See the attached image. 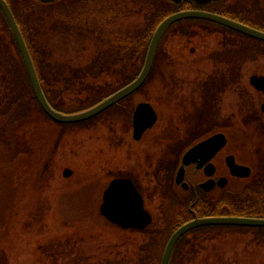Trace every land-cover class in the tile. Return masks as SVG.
<instances>
[{
    "label": "rangeland",
    "instance_id": "374dc122",
    "mask_svg": "<svg viewBox=\"0 0 264 264\" xmlns=\"http://www.w3.org/2000/svg\"><path fill=\"white\" fill-rule=\"evenodd\" d=\"M63 1L36 8L24 0L10 1L29 41H37L42 57L51 62L48 75L57 73L62 77L70 69L58 72L57 65L86 68L98 51L110 48L104 43L99 49L91 34L83 30L82 36L77 35L72 30L74 26L87 25L103 41L108 28L114 37L121 34L120 28H127L129 36H139L144 34L151 12L144 3L152 0H129V9L118 5L123 4L121 0ZM227 4L264 30V0H226ZM117 6L121 12L135 11L136 15H127L121 26L118 17L100 19L107 18L99 14L101 8ZM67 24L65 31L56 32ZM246 46L253 51L245 52ZM111 50L103 54L110 55ZM15 54L0 20V192L6 193L5 198L0 197V264H83L85 257L89 262L112 259L118 264V256L132 263L146 234L121 229L100 214L103 190L117 177L113 175L124 171L138 181L145 197V207L155 222L149 229L172 226L184 216L186 205H180L182 196L172 191L167 197L168 185L171 189L174 179L170 168L177 156L171 147L175 145L179 150L189 146L191 129L202 138L219 125L228 127L232 118L237 124L230 134L228 149L237 159L249 160L252 153L244 147V139H248L246 146L252 149L257 145L254 163L263 169V96L249 81L253 74H264L262 41L199 20L175 23L159 48L152 69L154 76L143 87L94 121L67 125L47 120L36 103L24 97L28 90L21 86V73L12 67L18 58ZM102 59V78L90 75L85 84H105L120 77L121 58ZM5 62L11 68L7 73L14 78L8 85ZM238 69L241 73L236 74ZM62 80L54 82L57 93L62 90ZM246 92L253 100L256 118L246 115ZM71 94L62 96L67 105L76 96H86L82 92ZM15 97L20 99L19 106ZM140 100H149L158 118L152 130L136 141L132 138L131 114ZM166 160H172L169 166ZM66 167L72 170L68 176L63 175ZM252 230L255 229L210 231L205 249L187 264H264V238Z\"/></svg>",
    "mask_w": 264,
    "mask_h": 264
},
{
    "label": "trees",
    "instance_id": "16d2710c",
    "mask_svg": "<svg viewBox=\"0 0 264 264\" xmlns=\"http://www.w3.org/2000/svg\"><path fill=\"white\" fill-rule=\"evenodd\" d=\"M7 1L9 4H11V2H10L11 0H7ZM121 1L123 2V4L119 3L118 5L121 7L124 6L127 9H129L127 6L128 5L127 3L129 0H121ZM185 2H187V1H185ZM185 2H183L181 4H175L170 0H162V1H160V3L158 0H152L151 2H148V3L145 2L144 5H146L147 7H149L148 9L153 11V18H152L153 21L150 25V28L151 27L154 28L157 25V23L159 22V20L163 19L168 14H170L174 11H177L178 9L187 7ZM24 3L27 4L28 6H31L34 8L40 7V4H42V3L37 4L32 0L31 1L30 0H24ZM225 3H226V0H222V1L217 2V3H213V5L211 7L213 9L216 8V11L220 14H224L226 16L235 18L239 21H242V22L249 24V25H252L254 27H255V24L258 23V22H254V20H251V18L244 16L240 12L239 13L233 12L232 7L229 8V4L225 5ZM42 5H45V6L49 5L47 7H51L53 4H42ZM111 7H113V6H111ZM11 8L13 9L12 5H11ZM117 8H119V7L117 6ZM132 12H134V11H132ZM132 12L130 11V13H132ZM122 13H123V15L122 14L121 15L124 16L125 14H128L129 11H127V13H125V11ZM15 16H16L17 22L21 28V31L23 33V36L25 38V41L27 43V46H28L29 51L31 53V56L33 58V62H34L35 68L37 70V73H38V76L40 79V83H41V86H42L43 91L45 93V96H46L47 100L49 101V103L51 104V106L57 110H60L63 112H75V111H79V110H82V109H85L87 107L94 105L95 103L99 102L104 97H106L107 95L111 94L115 90L119 89L120 87L128 84L133 79H135V77L138 75V73L141 69V66L143 64L142 61L137 62L135 60L134 61L131 60V56L134 55L133 52L136 51L137 47L141 44L142 38L140 36H138L137 40L133 39L134 38L133 36L128 35L127 28H120L121 36L118 39V35H116L117 37H114V34H112L110 32V30L107 31L109 29L108 28V29H106V31L104 30L106 32V34L105 33H103V34L105 35L106 41H103V40L99 39V36H100L99 34L95 35L94 33H92L91 29H88L87 25H85L86 26V28H85L81 24L79 26H76V27L74 26L72 28V30L75 32V34L82 36L83 30H86L87 33L91 34V36L94 38L93 40L96 41V44L98 45L97 47L99 49H100V46H103L104 43L105 44L107 43L108 45H110L109 50L112 48V50L110 51V55L107 54L109 52V50L104 51V52H107L105 55L103 54L104 52L103 53L101 52V50L98 51V53L96 54L97 56L92 57V60H90V62L86 66V68L81 67V66L70 68L68 66H65L64 64L57 65V67H55V68L58 69V72H62L66 69L67 70L70 69L69 70L70 72H66V71L63 72V74L67 75V76L64 75L65 78L60 76V75H57V73L52 75V76L48 75L50 73V71H48L47 66L48 67L52 66L51 62L46 61L45 58L42 57V55H41L42 53H40V51L38 49V47L40 48L41 46L37 43V41L36 42L34 40H33V42H31L32 40L29 41L27 34H26V29H24V27L21 24L20 20L18 19L17 15H15ZM2 17L4 19L3 14H2ZM4 20H5V29L7 30L8 37L10 39V43L15 48V51L17 54V55L15 54V55L18 56L17 60L14 61V64L12 67L15 69V72L17 74L21 73V77H20L21 78V86H24V88H27V90H28L27 92L25 90L24 94H26V95H24V97L27 96L26 98L32 99L34 101L33 103L34 104L36 103L39 110L41 111V113H43V115L47 118V120L53 121L43 111V109L40 107V105L38 104V102L34 96V93H33V90L31 88V85L29 83V79H28L25 67L23 65V62L21 60L19 51L15 45V42L13 40V36H12V34L8 28L6 19H4ZM198 20L203 21L205 23L215 24L214 22L207 21V20H201V19H198ZM185 21L190 22L193 20L192 19H185V20H180L177 23L180 24V23L185 22ZM123 23H124V21H121L119 23V26L123 25ZM100 25H101V22L98 23V26H100ZM262 25H264V23ZM218 26L224 30L232 31V30H230L224 26H221V25H218ZM68 27H69V24H67L63 28L57 29L56 32L65 31ZM26 28H28V26H26ZM232 32H234V31H232ZM98 41H101V42L98 43ZM244 48H245L244 51L247 53H249L250 50L253 51L252 47H250V46H246ZM36 52H39L40 58L37 56ZM117 54L121 55L120 61L123 62L122 67L120 69V71H121L120 75H119L120 77H118V78L116 77L113 81L105 83V84H101L99 81H98V84H96L95 82L94 83L89 82L90 84H85L86 83L85 81L90 78V75L92 77H94L95 79L102 78L101 74H100V71L103 67V63H102L103 59L102 58L108 59V57L112 56V58H115V61H118L119 59H117ZM5 71H6L5 77H7V80L5 82H7V85H8V83L10 82L9 79L12 78V80H14V78L9 73H7V71L8 72L11 71V68H10V65L7 64L6 62H5ZM71 74H73V75H71ZM58 78H61V80L63 79L62 80L63 85L61 86L62 90L59 92L60 94L57 93L58 91L56 92L54 89V82L58 81ZM233 81L237 82V77H234ZM98 85H99V87H98ZM79 92L84 93V95H86V96L84 98L76 96L75 101H73L69 105H67V103L63 99V97L66 96L65 94L67 93L68 96H71L72 95L71 93L78 95ZM246 93L248 94V95L247 94L246 95L249 97V99L246 101V105H244V106H246L245 109L248 110L249 116L256 118V117H258L257 112H256L254 106L251 105L253 100H251L252 98L249 95V93L248 92H246ZM17 96L20 98L19 95H17ZM127 98H125L122 101H125ZM13 99H14V102L18 103V106L21 104V102L19 103L20 99L18 100V98H16V97ZM120 103H121V101L118 104L111 106L107 110L118 108L120 106ZM245 109L241 108L240 110H242V111L244 110V112H246ZM104 112L94 116L93 118H90L88 120L78 122V123L82 124V123L94 121L99 116H101V114H103ZM242 115H244V113ZM230 120L232 122L229 125V127L234 128L237 123L235 121H233L232 118H230ZM60 125H62V123ZM215 125H217V123ZM224 128H226V127L219 125L218 129H224ZM184 146H182V147H184ZM180 149L177 151L179 152ZM5 152H6V150H5ZM7 154H10V153L7 152ZM259 155H260V153H259ZM263 158H264V155H263ZM44 170H45V168H44ZM123 175H126V173L124 171H121V172L119 171L113 176H123ZM157 187H159V186H157ZM168 189H170V188H168ZM167 191H168V193H171L170 190H167ZM172 193H173V191H172ZM5 194L6 193H4V192H0V197L2 196L5 198ZM176 197H177V195H176ZM4 198H2V199H4ZM179 200L180 201H178V202H181L180 205H184V204L186 205L185 212H187V206H188L187 203L191 200L190 196L188 194H185ZM194 208H195L194 209L195 212L199 216H205V215L264 216V165H263V169L257 168L256 173L254 174L252 180L248 184L243 183V181L238 182L233 189L223 190L221 192H218L215 196H211V197L202 193L200 195V198H199L197 204L194 206ZM182 219H183V217H182ZM182 219L177 220V222L171 223L172 226H170V224H168L169 226L165 225L166 227H164V228L155 227L154 229H149V226H148L143 230L130 229L132 231L144 233V234H146L145 235L146 237L144 238V240L142 242H139L138 247L136 249V253H135L136 257L131 259L132 263H128L124 259H122L120 256H118V259H119L118 264H159L162 250L164 248V245H165L169 235L171 234V232H172L173 228L176 226V224H179V222ZM154 224H155V222H154ZM249 229H255L252 231L253 232L258 231L260 234H258V232H256V234L259 235V238H261V239L264 238V236H263L264 227H252L251 228V227H244V226L208 225V226H201L198 228H194L190 232H188L187 234H184L183 236H181L179 238V240L177 241V243L174 247L173 254H172V257L170 260V264H187L188 262H186V261H190V260L196 258L201 253V251L205 249V243H206V241H208L207 239H211L210 236H206V234L209 233L210 231H214V230H217V231H219V230H249ZM165 231H167V235H165ZM111 260L112 259H106V260L103 259V261L97 260V261L89 262V258L85 257L83 264H114L111 262ZM98 262H102V263H98ZM115 264H116V261H115Z\"/></svg>",
    "mask_w": 264,
    "mask_h": 264
},
{
    "label": "water",
    "instance_id": "95a60500",
    "mask_svg": "<svg viewBox=\"0 0 264 264\" xmlns=\"http://www.w3.org/2000/svg\"><path fill=\"white\" fill-rule=\"evenodd\" d=\"M40 1L51 2L53 0ZM172 1L175 3H180L182 0ZM191 1L196 5L202 6L211 2H217L219 0ZM0 9L2 10L3 15L8 23L38 104L52 120L59 123H75L90 119L135 92L148 77L154 62L158 44L164 31L169 25L177 20L184 18H202L224 25L251 38L264 41V30L252 27L225 15L201 9L179 10L166 16L157 25L150 40L143 66L134 80L90 107L75 112L65 113L53 108L48 102L43 92L25 39L6 0H0ZM250 83L257 90L264 91V75H251ZM262 108L264 109V105ZM156 120L157 112L153 106L146 101L138 102L132 114L134 139H139L143 132L147 128H150ZM226 143L227 137L225 133L215 132L188 148L183 154L182 164L176 173V181L181 182L183 180L185 170L184 165H187L191 162H198L197 167H199L202 163L208 162L223 146L226 145ZM225 162L229 169V173L232 176L247 177L251 173V168L247 165L237 163L233 154L227 155ZM210 166L213 167V165L209 163L206 168ZM71 172L72 170L66 167L63 170V175L68 176L71 174ZM207 174L210 176L212 173L207 171ZM212 183H214V180L209 179L200 185L205 190H208L212 186ZM217 183L219 186H224L226 184V177H220L217 180ZM182 185L186 186V183L182 182ZM99 211L109 222L116 224L123 229H143L151 222L152 219L150 213L144 208L142 195L139 193L131 179L126 177H118L110 181L103 192L102 203L100 204ZM204 225L264 227V217L209 215L195 217L191 220H188L178 226L169 236L162 252L160 264H169L174 246L183 234L193 228Z\"/></svg>",
    "mask_w": 264,
    "mask_h": 264
},
{
    "label": "flooded vegetation",
    "instance_id": "af4514ba",
    "mask_svg": "<svg viewBox=\"0 0 264 264\" xmlns=\"http://www.w3.org/2000/svg\"><path fill=\"white\" fill-rule=\"evenodd\" d=\"M64 2L63 0H57V2H55L53 5H56V4H58L59 2ZM185 1H187V2H185ZM183 2H185L186 3V6L187 7H185V8H181V9H179V10H187V9H205V10H208V11H211V12H216V13H218L217 11H216V8L215 9H213L211 6L213 5V4H208V5H204V6H197L195 3H193L192 1H190V0H182V2L181 3H183ZM149 11H150V9H148ZM2 12H1V9H0V20H2L3 21V24H4V27H5V21H4V19H3V17H2V14H1ZM99 14L100 15H104V16H107V18H105L104 19V17H101L100 19L101 20H107V19H111L112 17H118V19H121V21H123L122 19L123 18H126V16L128 15V17H130V16H132V15H130V14H134V15H136V13H135V11L134 12H132V13H130V14H125L124 16H122L121 14H122V12H121V9L120 8H109V9H105V8H101V10H100V12H99ZM149 15H150V17L148 18V20H147V23H146V28H145V32H144V34L142 33V34H140L139 36L142 38V40H141V44L137 47V49H136V51H134L133 52V54L134 55H132L131 56V60H135V61H142V62H144V60H145V55H146V53H147V50H148V46H149V43H150V40H151V38H152V35H153V33H154V31H155V29H156V27H157V25L163 20V19H161V20H159V22L157 23V25L153 28V27H151L150 28V25H151V23H152V18H153V11L151 10V12L149 13ZM192 20H198V19H192ZM120 21V22H121ZM125 21H127V19L125 20ZM124 21V22H125ZM103 23V22H102ZM104 23H106V22H104ZM168 29H169V27H167L166 28V30L164 31V33H163V35H162V37H161V39H160V42H159V44H158V48H157V51H156V55H155V60H154V63H155V61H156V59H157V57H158V53H159V48H160V46L162 45V43L164 42V37L166 36V34L168 33ZM4 34H5V30H4ZM87 36H90L89 34H86ZM116 35H118V39H119V37L121 36V34L119 33V34H116ZM131 36H133L134 38L133 39H136L137 40V38H138V35H135V34H130ZM103 36H104V34H103ZM5 39V38H4ZM99 43V42H98ZM96 46H98V45H96ZM191 51H193L194 49L193 48H191L190 49ZM120 58H121V55H117V59H119L120 60ZM225 68V67H224ZM239 68V67H238ZM153 69V68H152ZM152 69H151V71L149 72V74H148V77H147V79H149L150 77H153L154 76V71H152ZM225 69H227V68H225ZM233 72H234V70H232ZM241 73V70H237L236 71V74L237 73ZM262 75H264V74H262ZM139 90V89H138ZM137 90V91H138ZM136 91V92H137ZM135 92V93H136ZM258 92L259 93H261V95L263 96V102H262V104L260 105V109L262 110V111H264V109H262V107H263V105H264V91L263 90H258ZM134 93V94H135ZM131 95H133V94H131ZM131 95H129L128 97H130ZM127 98V97H126ZM140 101H149V100H140ZM140 101H138V102H140ZM137 102V103H138ZM150 102V101H149ZM136 103V104H137ZM248 111V110H247ZM133 113V112H132ZM248 114H246L247 116H249V112H247ZM132 115V114H131ZM175 115V114H174ZM172 116H173V114H172ZM132 122V121H131ZM132 124V123H131ZM197 124V122H195V124L194 125H196ZM154 127V126H153ZM153 127H151L150 129H147L144 133H143V135L141 136V138L140 139H134L133 138V126H132V138L134 139V140H136V141H139V140H141L142 138H143V136L147 133V132H149V131H151L152 130V128ZM167 127V126H166ZM193 127V126H192ZM168 128V127H167ZM232 127H226V128H224V129H217V130H211V131H209L208 133H206L202 138L201 137H197V135H195V130L194 129H191V131H190V133H189V136H191L192 138H190L191 140H190V144H189V146H184V147H182L181 149H180V152H178L177 151V147L175 146V145H173L171 148H172V153H173V150H174V153H175V155H177L176 156V158H175V160H174V162L172 163V164H175L173 167H171L170 169L171 170H173L174 172H173V174H174V179H173V182H172V186H171V189H169L170 191H173V193L174 194H177V195H179V196H184L185 194H188L189 196H190V201L188 202V206H187V212L184 214V216H183V219H182V217H181V221L179 222V224L180 223H183V222H185V221H187V220H189V219H191V218H193V217H195V216H198V214L195 212V208H194V206L197 204V202H198V200H199V198H200V195L203 193V194H206V195H208V196H215L218 192H221V191H223V190H230V189H233L234 187H235V185L238 183V182H242L243 181V183H246V184H248L251 180H252V178H253V176H254V174L256 173V171H257V162L256 163H254V161H255V157L253 158V156L255 155H257V153H258V151L256 150L258 147H257V145L256 146H254V148H249L250 146H246L248 143H250V142H247V141H249L248 139L247 140H245L244 139V147L249 151V152H251L252 154V157L249 155V160H239V159H237L236 158V155L233 153V152H231L229 149H228V143H229V141H230V134L233 132L232 131ZM218 131H222V132H224L225 134H226V136L228 137V141H227V143H226V145L225 146H223L208 162H205V163H202L199 167H197L198 165V162H191V163H189L188 165H184V167H185V170H184V177H183V180L181 181V182H177L176 181V179H175V175H176V171H177V169L181 166V164H182V156H183V154H184V152L189 148V147H191L192 145H194L195 143H197V142H199V141H201L202 139H204V138H206V137H208V136H210L211 134H213V133H215V132H218ZM167 136L169 137V135L167 134ZM250 139V138H249ZM252 142H254L255 143V141H252ZM258 145L261 147V145L258 143ZM175 147H176V149H175ZM165 148V147H164ZM164 148H163V151L165 152V150H164ZM167 149L169 150L170 148H169V146L167 147ZM254 149V150H253ZM260 151H261V149H260ZM166 152H168V151H166ZM169 153V152H168ZM231 153H233L234 155H235V159H236V161L238 162V163H240V164H244V165H247V166H249L250 168H251V174L249 175V176H247V177H235V176H232V175H230L229 174V170H228V167H227V165H226V162H225V158H226V156L227 155H229V154H231ZM254 154V155H253ZM173 159H174V157H173ZM172 159V160H173ZM257 159H258V156H257ZM172 160H166V162L165 163H167V165L169 166L170 165V162H172ZM209 163H211L212 165H213V167L212 166H210V167H207L206 168V166L209 164ZM166 167V171L167 172H170V169H169V167ZM121 171V170H120ZM207 171L208 172H210V173H212L210 176L207 174ZM124 177H128V178H130L133 182H134V184L137 186V188H138V190L140 191V189H139V185H138V181L136 182L133 178H132V176L131 175H129V176H126V175H123ZM222 176H225L226 177V184L224 185V186H219L218 185V183H217V180L220 178V177H222ZM169 179H170V176H169ZM209 179H213L214 180V183H212V186L210 187V189H208V190H205L203 187H201V183H204L205 181H207V180H209ZM182 182H185L186 183V186H183L182 185ZM167 187V186H166ZM168 188H170V186L168 185ZM141 192V191H140ZM142 193V192H141ZM142 196H143V198H144V201H145V197H144V195L142 194ZM167 197H169V193H168V195H167ZM179 224H176V226L173 228V230L176 228V227H178V225ZM172 230V231H173Z\"/></svg>",
    "mask_w": 264,
    "mask_h": 264
},
{
    "label": "bare ground",
    "instance_id": "6f19581e",
    "mask_svg": "<svg viewBox=\"0 0 264 264\" xmlns=\"http://www.w3.org/2000/svg\"><path fill=\"white\" fill-rule=\"evenodd\" d=\"M179 169V168H178ZM178 169H177V171H178ZM177 171H176V173H177Z\"/></svg>",
    "mask_w": 264,
    "mask_h": 264
}]
</instances>
